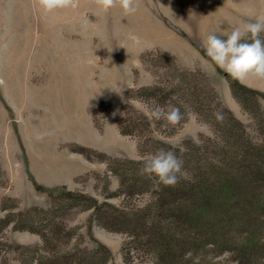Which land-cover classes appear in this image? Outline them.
<instances>
[{
	"label": "rangeland",
	"instance_id": "1",
	"mask_svg": "<svg viewBox=\"0 0 264 264\" xmlns=\"http://www.w3.org/2000/svg\"><path fill=\"white\" fill-rule=\"evenodd\" d=\"M178 2L138 0V10L124 17L118 8L99 12L92 0L48 15L35 12L31 0H0V264H102L98 243L111 252L107 264H145L152 255L140 245V208L158 199L160 188L140 169L163 147L158 142L178 147L192 141L210 152L211 161L241 153L245 142L264 154V99L244 96L239 103L232 95L240 108L236 116L201 69L181 67L175 59L193 73L177 72L167 55L148 49L163 39V27H172L169 11ZM59 34L65 36L57 44L64 51L58 55L65 62L62 76L51 68V42ZM204 76L246 127L248 139L238 130L237 139L226 131L215 138L226 120L223 115L213 125L217 107ZM55 82L71 84L47 100ZM186 82L196 86L198 102ZM157 83L161 89L140 91ZM174 88L179 91L168 100L166 92ZM172 101L183 110V125L163 127L146 115L157 106L167 110ZM29 175L48 190L63 188L92 200L52 199L36 190ZM261 234L264 241V224ZM213 263L240 264L228 253Z\"/></svg>",
	"mask_w": 264,
	"mask_h": 264
},
{
	"label": "trees",
	"instance_id": "2",
	"mask_svg": "<svg viewBox=\"0 0 264 264\" xmlns=\"http://www.w3.org/2000/svg\"><path fill=\"white\" fill-rule=\"evenodd\" d=\"M261 38H264V34H261ZM159 52L174 62L175 71L185 75L193 73L192 70L177 67L170 53L157 49L156 53ZM218 71L229 83L232 95L239 103L244 96L264 99V92L233 81L219 68ZM204 78L208 82L211 101H215L216 111L222 113L226 120L225 128L218 129L215 138L219 132L226 131L229 139H237L234 131L238 130L243 139H248L246 127L230 110L223 107L207 77ZM185 85L194 97L193 101L198 102L196 86L188 82ZM158 88L161 89L157 83L140 91L154 92ZM178 91L176 88L168 90V100ZM183 91L186 92L185 89ZM172 102L182 113L178 103ZM258 108L257 112L260 111ZM208 109L213 110L210 107ZM246 110L250 111L249 107ZM214 118L213 125L217 127L216 116ZM184 121L182 119L177 125H183ZM120 131L127 134L122 129ZM222 141L227 140L222 136ZM158 143L183 161V171L188 178H181L175 187L158 183L159 198L140 208V234L143 237H140V245L145 246L152 255L145 264H203L204 258L205 261L209 260L206 264H214V259L224 253L230 254L240 264H261V253H264V241L260 238L264 224V154L252 151L251 143L245 142L241 145V153L229 158L226 153V158L211 161L210 152H205L192 141H186L185 146L178 147ZM29 178L36 190L48 193L52 199L65 197L92 200L86 194L69 192L63 188L48 190L39 186L32 176L29 175ZM96 249L99 253H105L104 256H96L97 260L107 264L111 252L101 243L97 244ZM200 251L202 253L198 254Z\"/></svg>",
	"mask_w": 264,
	"mask_h": 264
},
{
	"label": "clouds",
	"instance_id": "3",
	"mask_svg": "<svg viewBox=\"0 0 264 264\" xmlns=\"http://www.w3.org/2000/svg\"><path fill=\"white\" fill-rule=\"evenodd\" d=\"M92 4L104 14L118 8L124 17L134 14L139 7L138 0H92ZM31 6L35 12L48 15L75 9L78 0H31ZM261 33H264V14L255 16L254 22L233 26L225 38L209 34L204 42L205 55L233 81L264 82V38H261ZM116 114L114 112L113 116ZM146 115L151 120L163 121V127L176 126L183 119L180 109L175 106L167 110L157 106L146 110ZM215 116L223 122L222 113L216 112ZM140 174L165 187H175L181 178H188L183 171V161L163 148L143 161Z\"/></svg>",
	"mask_w": 264,
	"mask_h": 264
},
{
	"label": "crops",
	"instance_id": "4",
	"mask_svg": "<svg viewBox=\"0 0 264 264\" xmlns=\"http://www.w3.org/2000/svg\"><path fill=\"white\" fill-rule=\"evenodd\" d=\"M178 6L184 12L181 15L176 13L179 10L177 9ZM178 6L176 8V6L172 5L171 11H169L170 16H175L172 27H163L161 29L165 32L163 39L159 40L160 42L158 41L159 44H154L148 49H161L170 53L181 67L201 69L212 79L214 84L216 82L218 85V87L216 85V89L223 104L238 116L240 108L232 97L228 82L218 74L217 67L212 64L208 57L203 55L201 50L204 51V42L209 34L226 37L233 26L254 22L255 16L264 14V0H182L181 4L178 2ZM60 36L56 35L51 42L54 47L49 46L44 51V55L46 56L45 59L48 60L49 55L47 53L50 47L52 51H55L56 56L52 58L51 68L55 67L57 69L56 73L62 76L65 74V62L64 58L58 57V55H60L59 52L64 51L59 49L57 44L65 36ZM67 38L72 39L74 37L67 36ZM194 56H202L205 59L202 65L188 64L185 61ZM47 64L49 65L48 61ZM67 84L52 83L51 88L47 90L48 92H45V98L47 100L55 98L56 89L61 90ZM242 84L264 92V82L247 80Z\"/></svg>",
	"mask_w": 264,
	"mask_h": 264
}]
</instances>
